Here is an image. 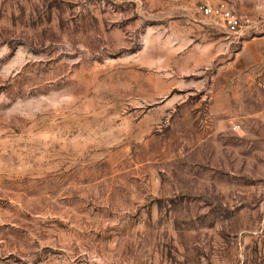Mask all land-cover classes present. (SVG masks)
<instances>
[{
  "label": "rangeland",
  "instance_id": "obj_1",
  "mask_svg": "<svg viewBox=\"0 0 264 264\" xmlns=\"http://www.w3.org/2000/svg\"><path fill=\"white\" fill-rule=\"evenodd\" d=\"M226 1L0 0V264H264V0Z\"/></svg>",
  "mask_w": 264,
  "mask_h": 264
},
{
  "label": "built area",
  "instance_id": "obj_2",
  "mask_svg": "<svg viewBox=\"0 0 264 264\" xmlns=\"http://www.w3.org/2000/svg\"><path fill=\"white\" fill-rule=\"evenodd\" d=\"M175 2L180 0H173ZM194 4V8L201 15V17L212 20L229 34H240L244 32L250 21L246 15L239 13L229 2L226 0H219L215 3L207 0H184ZM264 17V10L261 13ZM235 129L236 126H233Z\"/></svg>",
  "mask_w": 264,
  "mask_h": 264
},
{
  "label": "crops",
  "instance_id": "obj_3",
  "mask_svg": "<svg viewBox=\"0 0 264 264\" xmlns=\"http://www.w3.org/2000/svg\"><path fill=\"white\" fill-rule=\"evenodd\" d=\"M208 1V0H207ZM212 3H215V2H212Z\"/></svg>",
  "mask_w": 264,
  "mask_h": 264
}]
</instances>
